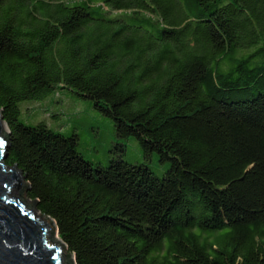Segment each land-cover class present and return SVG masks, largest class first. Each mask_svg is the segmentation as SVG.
<instances>
[{"label": "trees", "instance_id": "1", "mask_svg": "<svg viewBox=\"0 0 264 264\" xmlns=\"http://www.w3.org/2000/svg\"><path fill=\"white\" fill-rule=\"evenodd\" d=\"M57 90L111 120L105 166L20 121ZM0 110L74 264H264V0H0Z\"/></svg>", "mask_w": 264, "mask_h": 264}, {"label": "rangeland", "instance_id": "2", "mask_svg": "<svg viewBox=\"0 0 264 264\" xmlns=\"http://www.w3.org/2000/svg\"><path fill=\"white\" fill-rule=\"evenodd\" d=\"M125 21L128 22L126 19ZM19 107V119L24 125L43 123L64 137L74 134L77 138L76 150L85 161L92 165L107 164L110 157L108 151L116 142L112 123L109 118L95 110L88 99L78 97L67 90H57L41 100L23 101ZM121 143L124 145L122 159L126 163L145 165L157 178L167 170L168 163H159L155 153L143 158L141 149L133 137H128ZM62 252L66 254L65 250Z\"/></svg>", "mask_w": 264, "mask_h": 264}, {"label": "water", "instance_id": "3", "mask_svg": "<svg viewBox=\"0 0 264 264\" xmlns=\"http://www.w3.org/2000/svg\"><path fill=\"white\" fill-rule=\"evenodd\" d=\"M7 134L0 110V264H74L72 253L62 252L53 220L38 214L36 199L24 198L29 185L21 172L3 164Z\"/></svg>", "mask_w": 264, "mask_h": 264}]
</instances>
